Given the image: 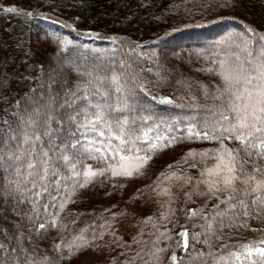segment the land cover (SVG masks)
<instances>
[{"label": "trees", "instance_id": "1", "mask_svg": "<svg viewBox=\"0 0 264 264\" xmlns=\"http://www.w3.org/2000/svg\"><path fill=\"white\" fill-rule=\"evenodd\" d=\"M261 53L264 0H0V264H264L261 139L225 134L249 162L211 195L219 142L188 131Z\"/></svg>", "mask_w": 264, "mask_h": 264}, {"label": "snow or ice", "instance_id": "2", "mask_svg": "<svg viewBox=\"0 0 264 264\" xmlns=\"http://www.w3.org/2000/svg\"><path fill=\"white\" fill-rule=\"evenodd\" d=\"M224 62L221 61V71L220 76L222 78L224 87L217 88V92L222 96L225 93L231 91L236 83H239L242 78V73L244 72L243 67L234 68L231 70L223 69ZM260 78L264 80V53H261V62L257 65ZM115 79V77H113ZM246 83H250V80H245ZM247 92V96L244 97L243 93L237 94L232 92L234 99H230L227 104V110L234 114L233 119L230 120L228 115L224 114V110H218V119H213L211 123L207 120L203 124V129H211V131L200 130L196 131V125L189 123L188 131L195 137H200L204 139H213L219 142V149L216 152V163L214 167L206 169L208 176H217L219 179H205L203 183L208 184V194L216 195L219 191H227L231 189L233 192L236 190L234 187V182L241 178L237 173H243L244 166L249 161L247 157L250 153L245 152L244 156H239V152L245 151L244 148H238L235 150L227 148L224 143L225 134H228V138L233 139L234 141H239L241 145H245L246 141H249L250 138L261 139V144L264 146V84L255 90V96L247 88L244 90ZM243 97V102L241 99ZM217 115L214 113V116ZM96 120L103 122L102 115H97ZM225 123L227 127H225ZM123 131V129H121ZM259 134V136H257ZM100 135L103 136L104 133L100 132ZM146 135V133H145ZM120 138L119 136L117 137ZM91 147V145H89ZM246 147V145H245ZM97 152H100V149H96ZM225 154H227V159ZM147 157L144 158V161H147ZM65 161H69L68 156H64ZM31 167V165H29ZM75 169V164L72 165ZM192 167H195L193 164ZM103 175V170H100L98 173L94 171H89L87 175L89 177L94 175ZM113 175H119L121 173L113 170ZM124 175H132L131 171H125ZM203 175V173L201 174ZM191 179V178H189ZM255 177L249 176L247 179H244L243 182L247 184L249 180H254ZM223 184L224 187L221 188L220 185ZM260 187H264V180L256 182V186L253 187L252 191H257ZM215 189V191H213ZM203 195L204 193H200ZM229 200L232 199L231 196L228 197ZM243 204V201H240ZM41 228L44 227L43 224L40 225ZM184 235V233H181ZM185 246L187 247V241H185ZM58 247V246H56ZM256 251L264 255V247L257 248Z\"/></svg>", "mask_w": 264, "mask_h": 264}, {"label": "rangeland", "instance_id": "3", "mask_svg": "<svg viewBox=\"0 0 264 264\" xmlns=\"http://www.w3.org/2000/svg\"><path fill=\"white\" fill-rule=\"evenodd\" d=\"M218 13V12H217ZM225 27H226V25H221V26H218V27H216L215 29H213L212 30V33H218V32H221L222 33V31L225 29ZM225 33V32H224ZM181 38H183L182 36H181ZM188 39L189 38H191V37H187ZM176 40H178V38L176 39ZM183 41V40H182ZM179 42H181V41H179ZM178 43V42H177ZM187 44H189V43H186V47H189V46H187ZM179 48H182L181 46H178V47H176V49H179Z\"/></svg>", "mask_w": 264, "mask_h": 264}]
</instances>
